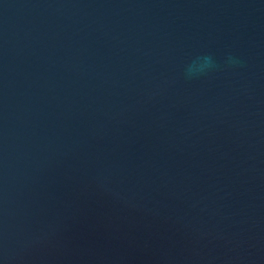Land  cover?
<instances>
[{
  "label": "water",
  "instance_id": "water-1",
  "mask_svg": "<svg viewBox=\"0 0 264 264\" xmlns=\"http://www.w3.org/2000/svg\"><path fill=\"white\" fill-rule=\"evenodd\" d=\"M0 264H264V0H0Z\"/></svg>",
  "mask_w": 264,
  "mask_h": 264
},
{
  "label": "clouds",
  "instance_id": "clouds-1",
  "mask_svg": "<svg viewBox=\"0 0 264 264\" xmlns=\"http://www.w3.org/2000/svg\"><path fill=\"white\" fill-rule=\"evenodd\" d=\"M193 63L194 64L199 63L200 71L211 68L215 65L214 59L211 55H204L202 57H197L196 60L193 61ZM226 63L235 65V64H239L240 61L237 58H234L231 55H229ZM192 74H193V68L192 65H189L186 71V76L191 78Z\"/></svg>",
  "mask_w": 264,
  "mask_h": 264
}]
</instances>
